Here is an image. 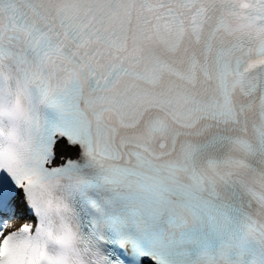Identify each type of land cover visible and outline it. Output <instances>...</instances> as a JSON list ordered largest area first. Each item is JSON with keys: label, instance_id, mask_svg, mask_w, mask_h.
Here are the masks:
<instances>
[{"label": "snow or ice", "instance_id": "6c2138e0", "mask_svg": "<svg viewBox=\"0 0 264 264\" xmlns=\"http://www.w3.org/2000/svg\"><path fill=\"white\" fill-rule=\"evenodd\" d=\"M0 264H264V0H0Z\"/></svg>", "mask_w": 264, "mask_h": 264}]
</instances>
